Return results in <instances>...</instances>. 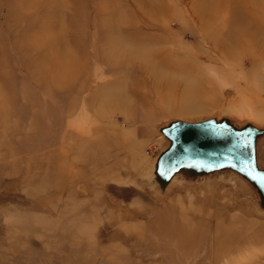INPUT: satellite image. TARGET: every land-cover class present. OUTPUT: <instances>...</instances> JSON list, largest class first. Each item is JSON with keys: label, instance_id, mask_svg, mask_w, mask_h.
Wrapping results in <instances>:
<instances>
[{"label": "rangeland", "instance_id": "rangeland-1", "mask_svg": "<svg viewBox=\"0 0 264 264\" xmlns=\"http://www.w3.org/2000/svg\"><path fill=\"white\" fill-rule=\"evenodd\" d=\"M220 1L0 0V264H264V0ZM201 122L252 166L168 174L170 129Z\"/></svg>", "mask_w": 264, "mask_h": 264}, {"label": "water", "instance_id": "water-1", "mask_svg": "<svg viewBox=\"0 0 264 264\" xmlns=\"http://www.w3.org/2000/svg\"><path fill=\"white\" fill-rule=\"evenodd\" d=\"M169 136L172 146L162 160L168 174L188 165L251 167L253 164L251 142L233 129L210 122L178 123L170 129Z\"/></svg>", "mask_w": 264, "mask_h": 264}, {"label": "bare ground", "instance_id": "bare-ground-1", "mask_svg": "<svg viewBox=\"0 0 264 264\" xmlns=\"http://www.w3.org/2000/svg\"><path fill=\"white\" fill-rule=\"evenodd\" d=\"M207 2H208V0H207ZM238 0H222V1H220L219 3H218V5L220 6V8H221V10L222 9H224V10H227V9H229V11L231 12V14H230V17L232 18L231 20H232V22H233V20L235 19V16H236V12L238 11L237 10V5H238ZM213 3V2H212ZM212 3H210L211 5H212ZM59 4V2L57 3V5ZM209 4V5H210ZM256 3H252V5H253V11H254V14L256 15V16H260L259 17V19L258 20H256L258 23H260V26H263L264 25V10H260V8H259V6H256L255 5ZM56 5V6H57ZM214 5V4H213ZM212 5V6H213ZM198 6V5H197ZM62 7H64V5H58L57 6V8H62ZM152 7V6H151ZM154 7V6H153ZM216 7H218V6H216ZM206 8H207V6H206ZM212 7H208V9H211ZM32 9V6L31 5H29V4H26V5H22L21 6V8L18 10V12H17V10H16V12H17V14L19 15V16H23V15H26V16H30L29 14H31V11H29L28 12V10H31ZM214 9H215V7H214ZM210 11H211V14L213 13V9H211V10H209V12L207 11V17H210L209 15H210ZM216 11H218V9L216 10ZM107 21V20H106ZM105 21V22H106ZM51 23H53V22H51L50 21V23H49V25L51 24ZM107 23V22H106ZM43 25V24H42ZM63 26V25H62ZM230 26V25H229ZM203 27V26H202ZM53 28V27H52ZM44 29V28H43ZM201 29V28H200ZM52 30V29H51ZM226 30H228V27L226 28V29H224V31H226ZM44 31H45V29L44 30H42V31H40V32H38V33H31V34H29V35H27L26 36V39L28 40V42L29 41H31L32 42V46L34 47V49L35 48H38L39 46V44L40 45H46L47 44V42H48V37H47V35H43V33H44ZM235 31V30H234ZM52 32H54V31H52ZM201 33V32H200ZM52 35V34H51ZM233 35V34H232ZM66 41V40H65ZM72 43V42H71ZM133 45V44H132ZM55 46L56 47H54L55 49H57V48H61L62 47V43H60L59 41H57V42H55ZM148 47V46H147ZM112 50L110 51V53L109 54H107L108 56H110V57H113L114 56V52L116 51V46L115 45H113L112 46ZM176 49V48H175ZM61 53H62V51H61ZM58 54V53H55V55H50L49 56V58H46V59H48L49 61H48V63L50 64V66H48L47 65V67H46V64L44 63V65L43 66H41V67H39L38 68V72L40 73V74H46L47 73V71H49L50 72V75L52 76H50V79L51 80H58L59 79V77L57 76V75H59V74H63V72H64V70H66V65L65 64H63V61L66 59V57L68 56V55H66L65 53L62 55V54ZM146 55V57H147V54H145ZM64 58V59H63ZM146 59V58H145ZM68 66V65H67ZM98 66V65H97ZM95 67V66H94ZM100 67V66H99ZM102 78V77H101ZM131 79V78H130ZM129 79V80H130ZM131 81V80H130ZM131 83V82H130ZM94 84V83H93ZM123 88V87H122ZM125 93V92H124ZM126 94H128V93H126ZM126 94H124V95H126ZM114 95V94H113ZM129 95V94H128ZM128 99V98H127ZM5 113V112H4ZM2 122H5V121H2ZM5 125V123H2V126H4ZM223 250H224V248H223ZM222 250V251H223ZM243 259V258H242ZM241 260V259H240ZM240 262V261H239Z\"/></svg>", "mask_w": 264, "mask_h": 264}]
</instances>
